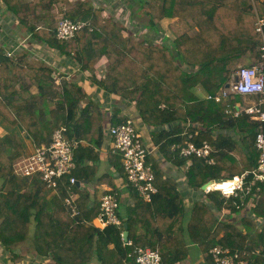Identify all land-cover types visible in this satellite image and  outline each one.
Listing matches in <instances>:
<instances>
[{"label": "trees", "instance_id": "trees-1", "mask_svg": "<svg viewBox=\"0 0 264 264\" xmlns=\"http://www.w3.org/2000/svg\"><path fill=\"white\" fill-rule=\"evenodd\" d=\"M126 3L131 6L140 3V10H131L133 7ZM124 5L127 16L129 13H146L150 16V25L156 27L162 17L176 16L173 46L164 43L155 46L138 39L135 34L125 33L115 21L106 20L101 9L84 3L69 16L74 21L89 22L92 28L80 33L86 36L83 47L77 52L80 64L85 68L92 67L103 55L114 57L102 82L105 89L135 101L142 118L150 125L170 121L183 123L172 132H161L164 134L155 139L167 154L169 147L184 145L189 140L196 144L206 140L211 144L215 164H208L197 156L184 157L178 148L171 151L178 164L191 160L187 171L191 186L201 187L209 179L231 177L244 169H254L259 158L255 139L260 123L249 121L244 114L234 116L235 104L242 101L243 96L238 94L220 101L202 99L192 88L202 84L214 96L228 80V64L236 55L249 48L260 59L263 40L256 23L257 14L264 17V0H124ZM196 27L198 30L191 36V30ZM56 30L57 27L32 29V33L61 52L70 54L68 43L72 39H58ZM0 57L1 68L13 64L2 48ZM30 67L36 72L42 69ZM35 77L41 80L40 88L43 82L48 83V76L44 81L36 73ZM10 87L13 95L19 94L20 100L4 95ZM40 93L48 95L43 88ZM84 95L78 85L65 83L64 91L59 93L63 100L58 106L64 113L61 120L52 122L41 117L35 103L25 101L22 89L16 90L7 79L0 80V115L26 131L37 146H42L44 141L48 144L58 127L67 126V138L79 142L74 151L76 168L73 174L76 178H90L91 174H85L89 168L86 163L97 153L84 142L100 146L104 135L99 125L102 120L100 112L88 115L82 109L83 113L76 114ZM46 101L52 102L50 98ZM94 120L99 121L98 135L90 137L86 129ZM189 121L194 125L186 129L184 125ZM60 123L62 125L58 126ZM218 128L234 131L245 128L250 141H246L245 146L244 140L239 144L233 142L231 134L214 136L213 132ZM236 149L240 153L239 159L230 154ZM24 153L17 133L0 137V243L13 258L16 256L15 247L28 243L38 257L50 260L46 264H137L136 248L151 247L159 249L164 264H180L190 254L188 245L193 244L212 264L217 263L210 250L217 245L238 253V259L246 260L248 264H264V222H259L264 219V183L257 182L245 194L244 203L250 199L254 202L252 216L242 217L241 224H237L220 220L203 201L195 203L190 212L186 211L174 179L164 176L153 164L158 187L153 200L145 201L130 186L134 205L124 211V204L120 201L119 215L123 222L127 217L128 222L131 241L128 244L123 239V225L109 224L100 228L93 224L100 212V201L93 197L95 195L74 185L79 193V214L73 215L65 203L67 191L63 186L54 189L46 186L38 175L29 178L17 174L14 160ZM118 158L116 164L123 168L122 157ZM117 197L120 200L119 194ZM233 203L240 206L241 196ZM141 227L144 231L138 233Z\"/></svg>", "mask_w": 264, "mask_h": 264}, {"label": "crops", "instance_id": "crops-1", "mask_svg": "<svg viewBox=\"0 0 264 264\" xmlns=\"http://www.w3.org/2000/svg\"><path fill=\"white\" fill-rule=\"evenodd\" d=\"M84 3L92 4L95 8L101 9L104 18L108 21H115L123 28V32L135 34L138 39L148 43L152 42L155 46L162 43L173 46L175 38L174 23L177 20L176 16L168 15L160 19L159 27L150 25V16L146 13L135 15L129 13V16H127L125 14L127 7L124 5V0H0V48L3 49L4 53L6 51L12 52V56H8V58L13 62V64L7 65L6 69L0 67V80L7 79L16 90L22 89L25 101L31 104L35 103V108L40 112L41 117L48 121L56 122L57 120H61L64 111L61 108L59 109L58 106L62 102L63 97H60L59 93L64 91L65 83L76 84L85 92L84 97L75 110L77 115L83 113L81 112L82 109L88 115L97 111L101 114L102 120L99 125L102 127L104 138L100 146L84 142L97 154L95 157L92 156L93 159L87 160L86 163V166L89 168L85 170V174H91V177H77L81 181L80 189L87 190L92 195H95L93 197H96L98 201L101 200L104 194L112 190L116 191L119 194L121 203L124 204V211L128 206L134 205V195L132 194L126 173L121 165L117 166L116 164L117 159H120L118 157H121V155L113 151L110 135V127L112 125L131 118L134 121L137 132L142 136L144 145L150 151L149 160L164 176H169L176 182L183 196L186 211L190 212L195 203L203 201L220 220L241 224L242 217L252 216L253 199H250L248 203H244L246 196L242 193L240 195L242 203L238 206L233 203L236 197L225 198L219 192H213L210 195L204 194L202 186L211 179L203 183L201 187L191 186L187 176L191 160H188L185 164H178L171 154L173 146L169 147L167 154L161 148L162 145L156 142L155 139L159 135L164 134L161 132H172L175 127H182V122L170 121L156 126L150 125L142 118L135 101L125 97L124 94L111 92L102 86V82L109 71V65L114 57L109 58L103 55L94 66L85 68L80 64L77 57L78 50L85 43L86 36L83 33L68 43L70 54L61 52L47 41L34 37L32 29H54L61 18H70V15L76 13L79 5ZM126 4L128 7H133L131 10H134V8L138 11L140 10V3L133 6L129 3ZM196 30H198L197 27L192 29L190 35L193 36L192 34ZM236 56L228 64L229 78L239 65H251L258 60L256 53L249 48L241 53V55ZM30 66L42 67V69L36 72ZM35 73L43 81L46 79L45 76H48V83L50 84L47 85L48 83L42 81L43 84L40 85L43 86L41 88L48 95L44 96L40 93L39 82L41 80L39 79L40 81H38ZM228 80L220 87L219 92L226 87ZM192 90L202 99H205L206 95L209 94L202 84H197ZM4 95L10 99L20 100L19 94L13 95L11 87L5 91ZM235 95L238 94L231 96L234 97ZM242 96L243 100L237 101L235 108L238 105L246 106L257 101L256 96ZM49 98L52 101L51 104L46 101ZM160 106L163 107L164 103ZM248 120L252 121L249 117ZM98 122L94 120L88 124V128L85 127L89 131L88 135L90 137L98 135L96 130ZM59 125L62 124L60 123ZM193 125L189 121L184 126L187 129V127L189 128ZM14 132L18 134L23 144L25 152L23 155L35 150L37 145L33 138L26 131L24 132L20 127L12 125L5 117L0 115V137ZM213 134L214 136L231 134L233 142L240 143L241 140H244L245 146L246 141H250L249 132L245 128L239 131L218 128ZM188 135L190 136L191 133H188ZM44 144L45 141L42 145ZM241 148L245 149V147ZM230 154L236 159L240 158L238 149L232 151ZM248 170L251 169H244L243 172ZM259 222L262 224L264 219H259ZM93 224H97L96 219L93 220ZM179 225L180 223L177 226ZM143 231L144 229L141 227L138 233H142ZM188 246L190 254L180 264H212L196 246L193 244H189ZM14 252L16 253L15 258L0 243V264H46V262H50L46 258L38 257L28 243L16 246Z\"/></svg>", "mask_w": 264, "mask_h": 264}, {"label": "built area", "instance_id": "built-area-1", "mask_svg": "<svg viewBox=\"0 0 264 264\" xmlns=\"http://www.w3.org/2000/svg\"><path fill=\"white\" fill-rule=\"evenodd\" d=\"M257 31L261 34V57L251 65H239L230 75L228 87H224L216 95L207 94L206 98H214L220 101L234 94L256 96L257 101L246 106L238 105L234 116L247 115L251 120L260 124L257 129L255 146L259 151L258 165L242 174L231 177L211 179V182L203 189L204 194L210 195L219 192L225 198L238 197L250 192L257 182L264 183V17L257 14ZM89 22L85 20L74 21L63 17L60 19L56 36L60 40L74 39L79 33L88 29ZM7 56H12L11 51H6ZM2 63L0 57V65ZM67 126L58 127L52 134L48 144L37 146L31 153L22 155L14 162L15 172L21 176L32 178L38 175L46 186L57 189L60 185L67 191L65 203L71 208L73 215L79 214L77 205L78 192L74 185L79 181L73 174L76 168L75 149L79 142L67 138ZM113 151L122 157V164L128 183L139 195L148 202L153 200L158 193L155 184L156 174L153 163L148 160L150 151L144 145L142 136L137 132L134 121L131 118L122 120L110 127ZM192 135H190L191 137ZM184 157L197 156L204 158L208 164H215V158L211 156L214 148L208 141L196 144L193 140L183 144H174ZM249 176H251L250 179ZM210 181V180H209ZM118 193L108 192L100 200V212L95 218L97 226L104 228L109 224L123 225V219L119 215L120 200ZM131 241H128L130 244ZM137 264H164L158 248L138 247L134 251ZM210 253L217 264H248L246 260H239L238 253H232L228 248L217 245Z\"/></svg>", "mask_w": 264, "mask_h": 264}, {"label": "water", "instance_id": "water-1", "mask_svg": "<svg viewBox=\"0 0 264 264\" xmlns=\"http://www.w3.org/2000/svg\"><path fill=\"white\" fill-rule=\"evenodd\" d=\"M226 87H228V83L226 84ZM209 182H211V180L203 184L202 188L204 189L209 184ZM80 184H81V181H78L77 186H80ZM123 227H124V230L122 233L123 239L125 240V242H128L129 241V231H128L127 218H124Z\"/></svg>", "mask_w": 264, "mask_h": 264}, {"label": "rangeland", "instance_id": "rangeland-1", "mask_svg": "<svg viewBox=\"0 0 264 264\" xmlns=\"http://www.w3.org/2000/svg\"><path fill=\"white\" fill-rule=\"evenodd\" d=\"M79 35H80V33H79ZM73 40V39H72ZM21 129V128H20ZM22 130V129H21ZM22 131H24V130H22ZM25 132V131H24ZM17 160V159H16Z\"/></svg>", "mask_w": 264, "mask_h": 264}]
</instances>
